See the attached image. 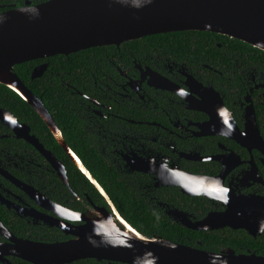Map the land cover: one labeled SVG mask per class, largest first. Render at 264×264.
<instances>
[{
    "label": "flooded vegetation",
    "instance_id": "af4514ba",
    "mask_svg": "<svg viewBox=\"0 0 264 264\" xmlns=\"http://www.w3.org/2000/svg\"><path fill=\"white\" fill-rule=\"evenodd\" d=\"M47 1L50 0H0V13ZM145 45L148 43L141 41L136 49L123 50V54L115 46L116 55L107 59L109 65L84 67V73L72 72V77L85 81L67 84L69 120L59 115L54 118L43 104L62 139L61 127L68 126L70 130L79 126L86 164L110 173L103 178L106 184L114 182L131 190L133 200L143 205L145 213L162 216L181 228L188 229L209 214L223 212L225 207L214 194L220 189L225 195L264 199V150L253 138L241 144L231 139L233 134L247 135L246 114L251 107L264 143V64L251 53L221 48L220 43L215 47L222 57L214 66L190 54L200 53L198 50L153 45L140 48ZM210 52L216 53L214 49ZM16 119L35 137L26 123ZM39 120L52 136L44 121ZM21 136L20 131L15 133L0 122V264H32L19 257L24 255L23 248L73 239L64 230L83 224L76 220L77 216L91 219L99 209L110 213L120 227L116 213L125 220L108 196L109 204L76 167L88 185L69 179L67 167L58 158L61 155L55 156L35 137L63 165L65 184ZM58 147L64 160L74 165ZM70 151L91 176L90 169ZM188 177L207 180L209 190H202L211 197L181 193L180 185L185 186ZM217 183L220 188L214 192ZM186 186L190 193L199 190L193 183ZM188 230L202 234L201 238L213 242L216 248L205 250L208 245L194 236L187 239L188 247L264 256L258 250L264 246V226L250 233L228 227ZM225 240L230 242L225 244ZM63 264L121 263L79 259Z\"/></svg>",
    "mask_w": 264,
    "mask_h": 264
},
{
    "label": "water",
    "instance_id": "95a60500",
    "mask_svg": "<svg viewBox=\"0 0 264 264\" xmlns=\"http://www.w3.org/2000/svg\"><path fill=\"white\" fill-rule=\"evenodd\" d=\"M190 31L222 35L264 52V0H50L34 7L12 9L0 13V84L17 94L44 121L56 143L109 204L107 195L62 139L41 99L23 85L13 67L89 48L119 46L150 35ZM47 66L42 63L34 67L30 79L40 78ZM0 122L15 133L20 131L21 138L44 157L66 184L63 165L29 135L25 124H19L10 112L1 108ZM246 126L247 135L233 134L231 139L241 144L253 138L264 150L251 107L247 108ZM191 183L198 187L196 193L186 190ZM208 184L207 180L194 181L188 177L185 186L180 185V192L211 197L202 190H209ZM216 187L220 188L219 183L214 192ZM214 194L224 211L209 214L188 229L211 231L228 227L250 233L251 229L264 226V199L225 195L221 189ZM115 219L120 227L103 209L97 210V216L91 219L77 216L76 220H82L83 224L64 230L73 239L55 245L32 244L23 248L24 255L19 257L32 264H63L79 259L121 264H264V256L235 254L229 249L212 253L147 238L117 213ZM44 258L48 260L43 262Z\"/></svg>",
    "mask_w": 264,
    "mask_h": 264
},
{
    "label": "trees",
    "instance_id": "16d2710c",
    "mask_svg": "<svg viewBox=\"0 0 264 264\" xmlns=\"http://www.w3.org/2000/svg\"><path fill=\"white\" fill-rule=\"evenodd\" d=\"M141 41L147 42L148 45L140 46V48L153 45L154 47L201 51L200 53L194 52L190 54L195 58L201 57L202 63L212 66L216 65V60L222 57L220 53L216 52L215 47L216 43H220L221 48H231L243 53H251L253 58L259 59L261 64H264V52L248 44L222 35L196 31L156 34L129 41L119 46L120 54H123V50L129 51L136 49ZM212 49H214L216 53H211L210 50ZM115 52V46L90 48L75 54H70L67 57L57 55L43 60H33L15 65L13 67V72L32 94L42 99L44 106L54 118L56 115H59L58 117L62 120H69L70 117L68 112L70 109L66 108V105L68 101H70L68 100L70 90H66L67 84L71 85V81H85V78L72 77V72L76 74H78V72L84 73L86 71L84 67L109 65L107 59L110 58L111 55L115 56ZM42 63L48 64L46 71L40 78L31 80L30 75L32 69ZM73 67L75 69H73ZM78 91H80V89H78ZM57 97L62 100L57 102ZM57 106L60 107V109H57ZM0 107L9 111L14 117L18 118L20 122L26 123L35 134V137L38 138L46 149H49L57 157L61 155V157L58 158L67 167L69 179L76 178L80 180L83 185H88L89 182L80 174L75 166L64 160L62 151L33 109L17 94L1 84ZM61 130L63 139L68 148L79 156L86 168L88 167L90 169L91 176L112 200L121 217L139 234L147 238H159L184 246L189 244L187 239L194 236V239H199L203 244L208 245V248H204L205 250L215 251L216 246L214 247V243L201 238L202 234L186 228H181L174 224L171 225L164 220L162 216L159 217L154 215L152 217V215L145 213L143 205L139 206V203L133 200L135 196L131 190L119 186L114 182L112 184H106L103 178L106 175L110 176V173L106 174L100 172L99 167L94 166L90 168L88 164H86L85 143L84 140H82L79 126H73L70 130L68 126H64L61 127ZM70 185L72 186V183H70ZM94 194L98 197L99 201H103V198L99 194L96 192ZM91 200L97 202L93 197H91ZM161 220H163V222ZM225 241V244L230 242L229 240ZM224 247H226V245H222V248ZM258 250L262 252L260 255H264V246ZM91 262L94 263L95 261Z\"/></svg>",
    "mask_w": 264,
    "mask_h": 264
}]
</instances>
